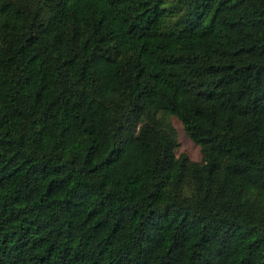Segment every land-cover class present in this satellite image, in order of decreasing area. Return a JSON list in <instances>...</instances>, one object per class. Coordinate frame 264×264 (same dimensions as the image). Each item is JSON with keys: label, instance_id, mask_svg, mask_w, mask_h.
I'll list each match as a JSON object with an SVG mask.
<instances>
[{"label": "trees", "instance_id": "1", "mask_svg": "<svg viewBox=\"0 0 264 264\" xmlns=\"http://www.w3.org/2000/svg\"><path fill=\"white\" fill-rule=\"evenodd\" d=\"M166 1L0 0V264H264V0Z\"/></svg>", "mask_w": 264, "mask_h": 264}, {"label": "rangeland", "instance_id": "2", "mask_svg": "<svg viewBox=\"0 0 264 264\" xmlns=\"http://www.w3.org/2000/svg\"><path fill=\"white\" fill-rule=\"evenodd\" d=\"M175 2L173 0H167L165 5L171 6L174 5ZM172 8V12H170L169 16L162 17L159 28L166 30L172 26V23L181 15V13L185 10L184 7H175ZM170 122L173 124L176 131V146L175 153L176 154H184L189 159L197 160L199 158L198 146L193 143L183 132L180 124L173 117L170 118Z\"/></svg>", "mask_w": 264, "mask_h": 264}]
</instances>
